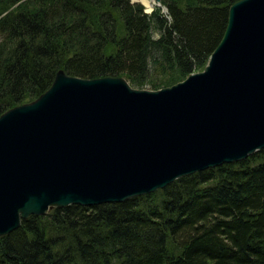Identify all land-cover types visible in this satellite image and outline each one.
Listing matches in <instances>:
<instances>
[{
  "label": "trees",
  "instance_id": "1",
  "mask_svg": "<svg viewBox=\"0 0 264 264\" xmlns=\"http://www.w3.org/2000/svg\"><path fill=\"white\" fill-rule=\"evenodd\" d=\"M236 1L0 0V115L60 69L173 85L204 69ZM0 264H264V148L124 202L32 215L0 237Z\"/></svg>",
  "mask_w": 264,
  "mask_h": 264
},
{
  "label": "water",
  "instance_id": "2",
  "mask_svg": "<svg viewBox=\"0 0 264 264\" xmlns=\"http://www.w3.org/2000/svg\"><path fill=\"white\" fill-rule=\"evenodd\" d=\"M263 148L264 0H238L204 69L173 85L60 69L2 113L0 237L55 207L124 202Z\"/></svg>",
  "mask_w": 264,
  "mask_h": 264
},
{
  "label": "rangeland",
  "instance_id": "3",
  "mask_svg": "<svg viewBox=\"0 0 264 264\" xmlns=\"http://www.w3.org/2000/svg\"><path fill=\"white\" fill-rule=\"evenodd\" d=\"M140 1H141V0H140ZM156 6H157V5H156ZM156 6H155V7H156ZM155 7H154V8H155ZM154 8H153V9H154ZM159 35H160V33L158 32V30L154 29V30H153V37H154V38H158ZM161 72H162L161 68H160V67H157V68H156V72H155V73L152 72V75H153L152 77H154V76L158 77L160 74H162ZM144 88L151 89V88L149 87V85H146Z\"/></svg>",
  "mask_w": 264,
  "mask_h": 264
},
{
  "label": "bare ground",
  "instance_id": "4",
  "mask_svg": "<svg viewBox=\"0 0 264 264\" xmlns=\"http://www.w3.org/2000/svg\"><path fill=\"white\" fill-rule=\"evenodd\" d=\"M141 1L146 5V9L151 12L154 10L153 8L157 4L156 0H141Z\"/></svg>",
  "mask_w": 264,
  "mask_h": 264
}]
</instances>
